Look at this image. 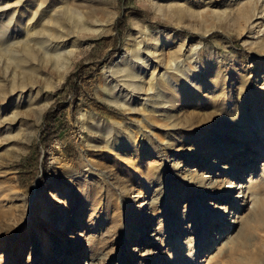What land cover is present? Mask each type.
<instances>
[{"label": "rangeland", "instance_id": "rangeland-1", "mask_svg": "<svg viewBox=\"0 0 264 264\" xmlns=\"http://www.w3.org/2000/svg\"><path fill=\"white\" fill-rule=\"evenodd\" d=\"M37 1L0 0V28L18 11L10 27L19 37L6 45L27 54L8 69L1 60L0 91L24 83L34 98L26 88L11 106L10 91L0 114V264H264V0H153L182 5L171 12L150 0H42L30 19ZM52 14L77 45L66 71L33 50ZM146 27L163 32L143 37ZM139 40L149 49L141 57L157 47L163 67L173 56L203 62L206 81L192 94L170 71L176 89L164 87L167 102L150 112L142 102L152 66L142 89L112 71L125 54L137 59ZM191 46L197 56L188 57ZM240 97L258 108L262 136L234 126ZM54 100L65 128L43 145ZM89 111L102 121L94 131ZM242 140L240 161L220 159ZM223 208L232 212L218 223L212 215Z\"/></svg>", "mask_w": 264, "mask_h": 264}, {"label": "bare ground", "instance_id": "bare-ground-1", "mask_svg": "<svg viewBox=\"0 0 264 264\" xmlns=\"http://www.w3.org/2000/svg\"><path fill=\"white\" fill-rule=\"evenodd\" d=\"M149 2L155 6L154 8L157 11H161V12L162 11L163 12L164 11H168V12L178 11V10H182V8H183L182 5H179V6L177 5V7L176 6L173 7L171 5V6H167L166 8H164L157 1L153 2V0H150ZM174 5H176V4H174ZM34 7H35V9L32 13V17L30 19L36 18L37 12L39 11V9L41 10L42 8L45 7V3H44V1L39 0L36 3H34ZM17 12H18L17 9H13V10L6 12L4 15L9 16V20H8L6 26H3L0 28V62H1V60L4 61V68L5 69H8V67L11 65V61H13V60H19L20 63L21 62L23 63L24 61L27 60L26 59L27 54L18 53L12 47H9L6 45V44H8L6 42L7 40H5V37L7 35L11 34V36H10L11 39H16L19 37V34H16L15 32H13L11 30V27H10V23L14 19V17L16 16ZM50 16L51 17L47 19V22H49V24H50V21H51L50 19L53 18V20L51 21L52 25L46 26L47 30L41 32V34H40V32H39V34L37 33L38 35L34 37L35 38L34 45H36V47L35 48L33 47L34 48L33 50H35V52L38 51V55L40 57H42L43 61L53 62L58 70L66 71L73 62L71 57L74 56V53L77 50V49H75L77 45L75 43L70 44L69 42H67L64 39L66 37V35L64 34L62 27L58 26V25L55 26V24H54L56 22L57 16L55 14H52ZM254 21L255 20H252V17H250V23L251 24L257 23ZM56 24H57V22H56ZM26 26L28 27V30L33 29L32 27L29 26V23H27ZM160 32H163V31L160 29H157V28L146 27L144 30L143 37H150V36H153V35L158 34ZM256 33H257L255 36L256 38H260L261 34H263L261 31H257ZM136 44H138L137 49H136V52H137L136 58L137 59H132V57H130L129 54H125L122 57L121 61L117 65L114 66V68H113L114 70H112V71H114L115 73H117L119 75L125 76V77L128 76L129 79L131 80L133 88L142 89V85H143L142 82L144 80L143 76L145 74V71H146L147 67L152 66V70L150 72V75H149V78H148V81L146 84L147 87L144 88V90L148 91V92L145 93L146 99H144L142 102V105L145 108H149L150 112H152V113L158 112L159 109H157L154 105L165 104L167 102L164 99V94L162 93V89L164 87L173 86V89H176V86L174 85V82L171 79L172 73H170V71H175V72L179 73L183 79L189 80V82L187 83V88L192 94H195L198 91V88L200 87V85L206 81V78L200 77V74H201L200 68L204 65L203 62H195L193 64L187 60L188 58H186V60H184V59H181L180 56H178V57L173 56V57L168 59V62H166L165 67H163L162 65H160L161 63H163L162 59L160 58V56L156 55V52L158 51L157 47H154L151 51V54H147L143 58V57H141L139 51H141V49H147L149 51L148 46L143 47L144 44L141 46L142 40L137 41ZM184 45H185V42L179 46V52L180 53H181L180 48L183 47ZM5 46H7V47H5ZM187 52H188V57L193 56V54H196L195 56H197V54H198L197 46H193L191 49L187 50ZM122 62L129 63L130 66L129 67H123ZM196 67H197V70H193V69H196ZM26 88L29 89L27 95H28V99H29L28 101L31 102L34 99V98H31L32 87L31 86L26 87V84H24V83H22L19 86L13 85L9 91L1 90L0 91V114H1V112H4L6 109V105L4 103L5 99L7 98L6 94H8L10 91L14 92L15 98L12 101V103L10 104L11 106H14V105L18 104L17 102L24 100V98H25L24 91L26 90ZM124 96L125 95H122V97H121L120 95L111 93L109 96H107V99L109 101L121 106V107H124L128 110H131L132 106H131L130 102H128V100L124 98ZM45 105H46V103H45ZM246 105H247V102L245 101L244 98H241L238 101V106L235 108V111L233 113V119H235L234 126L237 128L239 127L240 129H244L245 132L250 134L252 139L254 136H260V135L262 136V129L261 128L263 126L262 125L263 118H262L258 108L253 107L250 111H248L246 109ZM253 105L257 106L258 104L255 103V101H254ZM17 107L18 106H16V108ZM227 111H229V110H227ZM84 114H89V118L91 120V126H90L91 128L90 129L92 131H94L97 127L100 126L102 121L99 119V117L97 115H95L94 113H91L90 111L86 112ZM138 114H139V112H138ZM3 120H4V117H3L2 121ZM127 135L128 136L131 135L129 130L127 131ZM245 137L246 136L242 137V139L245 140L246 139ZM243 140L240 141L239 144L235 148L230 150L229 153L228 152L223 153V155L221 156L220 159L226 160V161H228V163H232V162L237 163L238 161H240V157L243 154L242 155L240 154L239 157L238 156L236 157L235 152L236 151L240 152L241 150H244L247 148V146H244ZM205 160H207V158H205L202 161L204 162ZM253 161L254 160L251 159V162H253ZM242 186L243 185H240L238 183H236V185L233 184L232 188H237V194L235 196H233L232 198H235V197L237 198V196L240 195V192H241L240 188ZM120 190L121 189H119L118 191L120 192ZM235 190H232V191H235ZM250 193H251V191H250ZM227 195L228 194H225L222 197L226 198ZM153 200L151 199L149 201V203L151 201L153 202ZM263 201H264V199H263ZM53 203H56V202L53 201ZM149 203H147L148 207L150 206ZM141 206H146V205H145V203H142ZM230 212H232V211L226 210L224 208L219 210V211H215L214 215H212V216H214V219L213 218L212 219L216 220L218 223H221V219L223 217H224V220L225 219L227 220V218L225 216L229 217L231 215ZM64 216H65V211H63V214H62L63 218H64ZM145 226L146 225H144V227ZM142 234H144V233L141 232V235ZM138 240H142V238L139 237ZM190 263H192V262H190Z\"/></svg>", "mask_w": 264, "mask_h": 264}, {"label": "trees", "instance_id": "trees-1", "mask_svg": "<svg viewBox=\"0 0 264 264\" xmlns=\"http://www.w3.org/2000/svg\"><path fill=\"white\" fill-rule=\"evenodd\" d=\"M116 23H118L117 29L120 30V27L122 26V24H124V17L120 16L119 18H117ZM57 104L58 101L54 100L51 105L48 106L43 112V118L39 130L41 138L38 142L40 144L46 145L53 136L57 135L62 129L65 128V123L63 121L56 123L53 117V108Z\"/></svg>", "mask_w": 264, "mask_h": 264}]
</instances>
